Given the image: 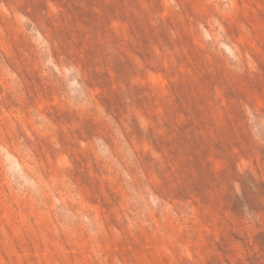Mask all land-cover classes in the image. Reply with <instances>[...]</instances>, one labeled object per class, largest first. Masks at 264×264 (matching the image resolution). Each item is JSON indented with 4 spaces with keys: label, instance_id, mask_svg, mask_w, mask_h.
Listing matches in <instances>:
<instances>
[{
    "label": "rangeland",
    "instance_id": "obj_1",
    "mask_svg": "<svg viewBox=\"0 0 264 264\" xmlns=\"http://www.w3.org/2000/svg\"><path fill=\"white\" fill-rule=\"evenodd\" d=\"M0 264H264V0H0Z\"/></svg>",
    "mask_w": 264,
    "mask_h": 264
}]
</instances>
